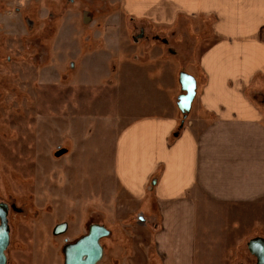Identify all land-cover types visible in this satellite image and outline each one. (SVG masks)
I'll return each instance as SVG.
<instances>
[{
	"label": "crops",
	"instance_id": "1",
	"mask_svg": "<svg viewBox=\"0 0 264 264\" xmlns=\"http://www.w3.org/2000/svg\"><path fill=\"white\" fill-rule=\"evenodd\" d=\"M118 2L99 32L111 67L94 80L114 95L100 118L111 132L103 190L116 194L118 218L135 232L129 264H206L213 237L233 240L257 209L264 215V121L247 94L264 76V0ZM129 22L170 27L192 55L182 59ZM181 72L197 82L186 117Z\"/></svg>",
	"mask_w": 264,
	"mask_h": 264
},
{
	"label": "rangeland",
	"instance_id": "2",
	"mask_svg": "<svg viewBox=\"0 0 264 264\" xmlns=\"http://www.w3.org/2000/svg\"><path fill=\"white\" fill-rule=\"evenodd\" d=\"M118 11V0H0V200L15 206L14 264H62L63 237L86 234L92 224L110 232L101 238L98 264H129L138 253L135 232L118 218L116 194L103 190L111 132L100 118L114 108V95L94 86L111 67L99 32ZM128 25L145 27L151 41L167 40L182 59L192 55L175 44L170 27ZM247 94L264 121V76ZM64 147L68 153L58 155ZM257 214L233 240L213 237L206 264H257L249 246L256 236L264 239V215ZM63 222L69 230L55 237L52 230Z\"/></svg>",
	"mask_w": 264,
	"mask_h": 264
},
{
	"label": "water",
	"instance_id": "3",
	"mask_svg": "<svg viewBox=\"0 0 264 264\" xmlns=\"http://www.w3.org/2000/svg\"><path fill=\"white\" fill-rule=\"evenodd\" d=\"M86 14L87 12H84V19L87 21ZM180 82L184 92L179 96L178 106L184 117H186L196 96L197 82L195 77L187 72H181ZM65 151V149H61L58 155L65 153ZM4 207L6 208V205L0 203V209L2 208L3 211L1 214L3 224L0 227V264H5L4 250L9 243L6 209H3ZM109 233L105 226L92 224L88 233L66 248V264H98L104 256V246L101 243V238L109 235ZM249 246L251 252L258 257L257 264H264V239L253 238L250 240Z\"/></svg>",
	"mask_w": 264,
	"mask_h": 264
},
{
	"label": "flooded vegetation",
	"instance_id": "4",
	"mask_svg": "<svg viewBox=\"0 0 264 264\" xmlns=\"http://www.w3.org/2000/svg\"><path fill=\"white\" fill-rule=\"evenodd\" d=\"M0 203H4L6 205V208L4 207L3 209H6V218H7L6 224H7L8 236H9V243H8L7 247L5 248V250H4V253H5V264H14V260L12 258L10 250H11L12 243H13V233H14L15 224L11 220V217H10L11 212H10V210L11 209H15V206L13 204L9 205L8 203H6L4 201H1V200H0ZM2 213H3V211L1 210L0 211V227L3 224V219L1 217ZM90 227H91V225L89 226V228ZM89 228L87 230V233L89 231ZM68 230H69L68 229V225L65 222H63V223L58 224L52 231H53V234H54L55 237H59V236H61L63 233H65ZM83 235H85V234L81 233L77 237L64 236L63 235L64 236L63 239H62L63 243L61 245L62 256H63L62 264H66V253H65L66 248L68 246H70L71 244L76 243Z\"/></svg>",
	"mask_w": 264,
	"mask_h": 264
}]
</instances>
